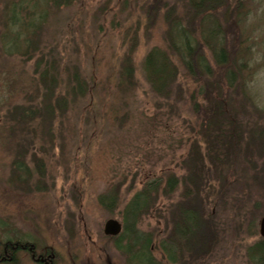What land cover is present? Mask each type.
Instances as JSON below:
<instances>
[{"label": "rangeland", "instance_id": "rangeland-1", "mask_svg": "<svg viewBox=\"0 0 264 264\" xmlns=\"http://www.w3.org/2000/svg\"><path fill=\"white\" fill-rule=\"evenodd\" d=\"M246 1L234 29L246 39L243 44L252 48L248 57L252 69L249 90L264 108V0ZM5 2L0 0V12ZM156 4L157 0H76L69 7L51 11L42 34L47 31L49 45L57 46L62 53L63 74L72 73L77 65L87 80V90L82 97L72 98L65 115L59 116L57 111L49 119L41 114V97L28 100L30 92L23 93L31 90L27 85L34 76V58L27 61L17 52L3 53L4 41L0 39V240L35 241L40 250L54 252L59 264L123 263L124 256H118L111 237L103 233L105 220L114 218L123 223L120 208L145 180L167 167L180 174L173 160L184 154L182 143L189 137L188 129L181 124L184 119L179 117L188 114L184 98L175 96L177 105L166 123L162 113L168 106L162 103L165 110L158 111L156 96L151 94L142 72L145 53L159 42L163 32L162 26L156 27ZM2 30L0 24V34ZM134 30L136 42L130 35ZM13 35L14 28L10 27L6 37ZM122 54L132 57L136 83L120 91L117 69ZM51 99L56 109L55 96ZM11 106L29 110L33 119L23 113L16 123L18 115L15 113L12 119ZM17 161L27 170L20 164L14 166ZM112 187L121 192V197L118 207L109 211L96 200ZM179 193L180 189L169 199L160 197L157 209H150L136 225V230L152 236L150 258L156 264H169L156 246L165 231L169 210L165 207ZM229 193L239 198L238 183ZM252 204L251 200L236 204L243 209L224 205L225 213L219 210L223 211L221 206L213 209V215L223 221L217 225L214 249L199 254L203 262L250 264L246 249L260 237L258 221L264 215H256L251 225L254 233H248L246 213ZM255 206L256 212L264 211V200ZM210 210L206 207L203 211L207 214ZM225 224L231 229L223 232ZM236 226L241 233L234 232L232 227ZM127 241L123 253L145 264V237L132 232ZM22 262L34 264L24 258Z\"/></svg>", "mask_w": 264, "mask_h": 264}, {"label": "trees", "instance_id": "trees-1", "mask_svg": "<svg viewBox=\"0 0 264 264\" xmlns=\"http://www.w3.org/2000/svg\"><path fill=\"white\" fill-rule=\"evenodd\" d=\"M74 1L6 0L0 12L3 53L17 52L27 61L34 58V76L27 85L31 90L23 93L30 92L26 96L28 100L41 97L44 107L41 114L47 119L57 111L59 116L65 115L72 98L82 97L87 90V80L77 65L72 73L63 74L60 68L62 53L56 49L57 46L49 45L47 31L42 34L51 11L69 7ZM246 2L157 0L156 27L162 26L163 32L159 42L145 53L142 72L151 94L156 96L158 111L165 110L164 104L168 106L162 113L166 123V117L169 118L177 105L175 96L184 98L188 114L187 117H179L185 120L181 124L188 129L189 137L182 143L184 154L173 160V166L181 173L167 167L145 180L120 208L123 228L114 237L118 239L114 246L119 251L125 252L122 246L128 243L132 232H138L145 237L144 254L150 256L152 236L136 230V225L150 209H157L160 197L169 199L178 189V198L165 207L169 209L166 211L165 231L156 246L169 264H187L188 256L212 251V244L218 242H214L219 234L217 225L223 221L213 215V209L221 206L224 209L219 210L224 213V205L243 209L244 206L238 208L236 204L251 200L252 208L246 213L249 216L248 233L253 232L251 225L256 215L264 213L263 210L256 212L258 207L255 206L264 200V108L254 100L249 90L252 69L248 57L253 52L252 48L243 44L246 39L237 28L234 29L242 15L241 7ZM10 27L14 28V35L6 37ZM130 35L136 42L137 32L134 30ZM12 42L14 48L11 47L14 46ZM135 46L136 43L129 49ZM132 63L130 54H122L117 69V88L120 91L136 83ZM53 96L56 109L51 99ZM12 108V119L15 120V113L18 115L16 123L23 118V113L33 119L29 110ZM17 164L25 167L21 162ZM36 169L41 170L39 166ZM130 181L129 188L133 182L132 179ZM236 183L241 188L239 198L229 193ZM120 194L117 188L112 187L99 194L96 201L112 211L119 205ZM206 207L212 211L206 214L203 211ZM223 226V232L231 229L226 224ZM232 228L235 233L242 232L237 226ZM121 239L125 243H121ZM2 241L0 245L7 247L5 253H13L12 245L20 243V240L11 238ZM246 251L250 264H264V238L259 237ZM192 260L193 264H205Z\"/></svg>", "mask_w": 264, "mask_h": 264}, {"label": "flooded vegetation", "instance_id": "flooded-vegetation-1", "mask_svg": "<svg viewBox=\"0 0 264 264\" xmlns=\"http://www.w3.org/2000/svg\"><path fill=\"white\" fill-rule=\"evenodd\" d=\"M22 148V147H21ZM24 151L27 150V146L23 145L22 148ZM17 154V153H16ZM19 154V152H18ZM17 154V155H18ZM21 155V152H20ZM24 165V164H23ZM16 166V164H14ZM25 166V165H24ZM16 168V167H15ZM27 170V167H25ZM28 175V174H27ZM27 177V176H26ZM112 239V245L116 252H119L120 257L124 256L123 263L122 264H142L139 259H134L132 256L127 255L126 253H123L122 251H119L118 249L115 248L114 246V241H118V239L111 237ZM17 240V239H16ZM18 241V240H17ZM3 243L2 240H0V243ZM214 249V246L216 244H212ZM211 245V246H212ZM5 244L3 246L0 245V264H23L22 260L23 258L28 260L29 262H32L34 264H59L57 259H55V253L52 252L51 250H40L39 245L35 243V241H29V240H20V243H14L11 247L13 250V253H5L7 251V247ZM19 247L17 251L18 253L15 252V250ZM200 253L192 254L188 256L189 260L187 264H193L192 259H196L199 262L203 261L202 255H199ZM199 255V256H198ZM139 258V257H138ZM148 260L146 261L145 264H156V261L151 259L150 256H147ZM134 259V260H133ZM105 264H113L108 260L104 261ZM205 264H208L205 262Z\"/></svg>", "mask_w": 264, "mask_h": 264}, {"label": "water", "instance_id": "water-1", "mask_svg": "<svg viewBox=\"0 0 264 264\" xmlns=\"http://www.w3.org/2000/svg\"><path fill=\"white\" fill-rule=\"evenodd\" d=\"M121 230V223L114 218H108L104 222L103 231L106 235H117ZM258 231L260 236L264 237V215L258 221Z\"/></svg>", "mask_w": 264, "mask_h": 264}]
</instances>
